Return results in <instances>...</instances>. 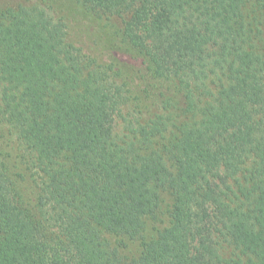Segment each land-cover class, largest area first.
Returning <instances> with one entry per match:
<instances>
[{
	"label": "trees",
	"instance_id": "obj_1",
	"mask_svg": "<svg viewBox=\"0 0 264 264\" xmlns=\"http://www.w3.org/2000/svg\"><path fill=\"white\" fill-rule=\"evenodd\" d=\"M50 2L0 0V264H264V0H74L93 56Z\"/></svg>",
	"mask_w": 264,
	"mask_h": 264
},
{
	"label": "rangeland",
	"instance_id": "obj_2",
	"mask_svg": "<svg viewBox=\"0 0 264 264\" xmlns=\"http://www.w3.org/2000/svg\"><path fill=\"white\" fill-rule=\"evenodd\" d=\"M15 2H30L34 0H12ZM51 3L54 0H50ZM61 8L58 9L57 12L65 15H69L70 11L72 10V15L67 17V26L66 30L68 33L69 41L74 43L75 45L83 48L87 53L91 54L92 56L95 54L96 50L94 51L95 41L93 33H95V29L91 26L89 20L86 19L87 14L80 8L79 6L76 7L74 0H55ZM46 2V0H45ZM57 5L55 2L53 3ZM64 11V12H63ZM99 51V50H98ZM101 62L108 61V57H104L99 59ZM0 145L5 153L8 154V161L14 164L16 161L20 159L23 155L21 151L20 145L16 140L15 135L9 130L7 127H2L0 129Z\"/></svg>",
	"mask_w": 264,
	"mask_h": 264
}]
</instances>
